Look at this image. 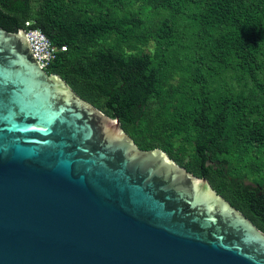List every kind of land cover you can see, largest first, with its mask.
Segmentation results:
<instances>
[{"label": "water", "instance_id": "95a60500", "mask_svg": "<svg viewBox=\"0 0 264 264\" xmlns=\"http://www.w3.org/2000/svg\"><path fill=\"white\" fill-rule=\"evenodd\" d=\"M0 264H264V233L0 27Z\"/></svg>", "mask_w": 264, "mask_h": 264}, {"label": "trees", "instance_id": "16d2710c", "mask_svg": "<svg viewBox=\"0 0 264 264\" xmlns=\"http://www.w3.org/2000/svg\"><path fill=\"white\" fill-rule=\"evenodd\" d=\"M0 27L65 46L47 74L264 233V0H0Z\"/></svg>", "mask_w": 264, "mask_h": 264}, {"label": "built area", "instance_id": "2783aa9c", "mask_svg": "<svg viewBox=\"0 0 264 264\" xmlns=\"http://www.w3.org/2000/svg\"><path fill=\"white\" fill-rule=\"evenodd\" d=\"M29 23H26L28 25ZM25 36L29 44L33 57L42 69L54 61L58 51L66 50L65 46L57 47L39 30L35 28L25 31Z\"/></svg>", "mask_w": 264, "mask_h": 264}]
</instances>
